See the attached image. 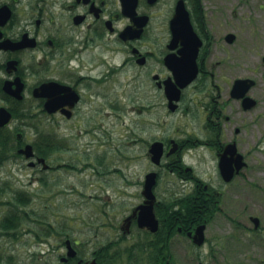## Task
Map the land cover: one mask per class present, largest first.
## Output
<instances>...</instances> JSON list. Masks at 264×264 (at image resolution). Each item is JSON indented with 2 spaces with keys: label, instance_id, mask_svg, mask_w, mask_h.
I'll use <instances>...</instances> for the list:
<instances>
[{
  "label": "flooded vegetation",
  "instance_id": "1",
  "mask_svg": "<svg viewBox=\"0 0 264 264\" xmlns=\"http://www.w3.org/2000/svg\"><path fill=\"white\" fill-rule=\"evenodd\" d=\"M248 3L0 0V264H214L218 187L248 166L238 135L260 102L254 77L217 78L215 54L243 29L226 18L264 9ZM128 114L127 144H142L149 166L128 212L102 211L106 233L86 254L70 177L102 174L106 137L126 135L109 133L108 122L124 129ZM204 159L217 185L199 175ZM231 168L239 171L226 179ZM149 172L156 228L141 224Z\"/></svg>",
  "mask_w": 264,
  "mask_h": 264
},
{
  "label": "rangeland",
  "instance_id": "2",
  "mask_svg": "<svg viewBox=\"0 0 264 264\" xmlns=\"http://www.w3.org/2000/svg\"><path fill=\"white\" fill-rule=\"evenodd\" d=\"M248 2L249 5L255 2L264 4V0ZM220 18H216L215 23L224 21ZM226 21L232 28L239 22L243 29L238 32L239 38L235 45H225V50L219 49L216 52L215 58L222 61L221 70L216 71L217 78L228 72L237 76L254 77L257 85L252 92L260 102L245 115V130L238 135L241 138L239 147L247 155L248 166L233 182L218 187L223 192L221 210L217 211L208 233L215 238L214 264H264V142L257 144L259 139L264 141V66L260 64V56L264 53V9L249 13L245 19L226 18ZM134 117V114L124 115V129L117 124L118 129L114 130V125H109L108 122L109 133L121 134L123 131L129 135L134 127ZM126 135L124 140L123 137L121 140L106 137L107 143L102 147L106 156L100 167L102 174H95L91 168L90 171L94 173L75 174L70 177L75 185L74 237L82 242L90 241L85 248L86 254L102 241L106 233L102 223L109 219L102 216V211L107 210L110 217H115L128 212L138 202L136 184L143 180L145 168L149 165L144 157L142 144L136 147L128 145L127 142L133 135ZM137 149L143 153V158L135 161ZM210 167L211 164L204 159L199 167V175L213 176L217 185L220 176L216 168L211 172ZM103 169L109 170V173L103 174ZM250 216L260 218L257 229Z\"/></svg>",
  "mask_w": 264,
  "mask_h": 264
},
{
  "label": "water",
  "instance_id": "3",
  "mask_svg": "<svg viewBox=\"0 0 264 264\" xmlns=\"http://www.w3.org/2000/svg\"><path fill=\"white\" fill-rule=\"evenodd\" d=\"M245 83L246 84V82L245 81H237L236 83H235V87L238 85V84H240V83ZM238 167H240V165H238ZM233 175V173L232 174H225V176L227 177V178H230V176H232ZM155 177H156V174L155 173H152V174H149L148 176H147V182H146V185H145V190H144V194L146 195V198H147V206H149L151 203H152V201L151 200H153L154 198H155V196H154V194H153V185H154V183H155ZM145 208H147L148 209V211L147 212H144V215H145V217H146V222H141V220H140V222H141V224H143V223H146L147 225H149L150 224V222H152V223H155V228L157 227V221L154 219V216H153V214H152V211H151V206H149V207H145ZM147 213H148V215H149V217H148V215H147ZM148 217V218H147ZM256 221H258V218H254ZM93 264V263H92Z\"/></svg>",
  "mask_w": 264,
  "mask_h": 264
}]
</instances>
